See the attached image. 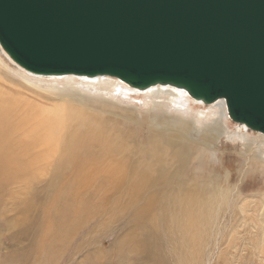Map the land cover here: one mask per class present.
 Returning <instances> with one entry per match:
<instances>
[{
  "label": "bare ground",
  "instance_id": "bare-ground-1",
  "mask_svg": "<svg viewBox=\"0 0 264 264\" xmlns=\"http://www.w3.org/2000/svg\"><path fill=\"white\" fill-rule=\"evenodd\" d=\"M4 58L19 71L21 78H25L26 74L32 76L34 82L27 89L29 96H22V93L0 83V178H3L0 181L9 184L30 182L39 178L40 166L44 168L50 165V183L59 196L72 198L76 202L85 200L83 205H77L73 219L58 216L59 225L48 238V230L44 227V242H60V234H63L66 241L60 242L59 246L66 251L70 236L76 230L66 227L72 221L78 222L77 228L83 224L85 226L81 220L86 221L92 214L89 205L91 197L100 198L104 213L110 209L104 205L105 199H129L127 210L120 212V221L101 223L102 235H108L111 225L115 229L122 225L124 233H121V237L116 235L118 240L112 245L118 249L112 256L119 262H125L128 257L139 253L146 254L148 246L143 240L145 236H149V243L160 239V232L156 228L159 225L150 218V214H154V198L173 201L171 207L161 206L162 213L177 210L185 214V220L178 214L172 216V228L165 231L170 234L189 229V226H206L222 216H227L229 222H234L233 225L247 226L249 223L238 220L237 216L254 209L257 217L259 213L263 217L254 224L264 228V202L254 206L245 203L239 208L240 195L225 186L228 175L222 178L226 180L219 186L214 185V181L218 184L222 179L198 170L200 161L197 162V157L215 149L222 135L230 140L236 139L244 148V153L249 154L248 161L264 163V135L237 123L234 124L235 129L230 130L228 125L232 121L223 100L204 104L192 99L184 90L172 86L156 85L140 90L104 76L31 74L14 64L0 47L2 65L5 64ZM38 83L44 86L39 87ZM29 97L34 101H30ZM40 98L45 101L57 100L59 103L49 105L42 103ZM135 101H140L142 105ZM95 103L100 107L113 104V108L126 115V125L137 123L138 116H144L148 119L146 131L138 132L124 125L108 123L103 119L106 111L97 112L90 108ZM121 103L128 104L122 107ZM194 129L202 141L201 151L193 150L186 138ZM251 132L255 136L250 135ZM209 160L210 157L205 160L207 166L211 164ZM169 164H177V167L173 166L170 171L167 167ZM184 166H187L186 177L193 175L202 183L183 182L182 179L186 177L175 171ZM136 197L141 198L143 204L136 201ZM244 199L242 201H246ZM128 214L131 218L126 221ZM190 231L194 240V234L199 235V231ZM23 232L28 234L30 231L24 228ZM126 237L131 242L128 247ZM97 239L98 236H95L89 243L96 244ZM37 248L40 254L41 246ZM113 252V249H93L89 251L93 258H87L91 261L96 258L104 260ZM157 252L155 249L150 255Z\"/></svg>",
  "mask_w": 264,
  "mask_h": 264
},
{
  "label": "water",
  "instance_id": "water-1",
  "mask_svg": "<svg viewBox=\"0 0 264 264\" xmlns=\"http://www.w3.org/2000/svg\"><path fill=\"white\" fill-rule=\"evenodd\" d=\"M0 47L31 74L223 100L264 135V0H0Z\"/></svg>",
  "mask_w": 264,
  "mask_h": 264
},
{
  "label": "rangeland",
  "instance_id": "rangeland-1",
  "mask_svg": "<svg viewBox=\"0 0 264 264\" xmlns=\"http://www.w3.org/2000/svg\"><path fill=\"white\" fill-rule=\"evenodd\" d=\"M3 61L5 64L0 63V83H4L14 91L22 93V96L28 95L26 94V92H29L27 89L34 82L32 76L25 74L28 78L25 76V78H21L19 71L11 62L9 63L5 58ZM38 80L45 81L44 79ZM38 84L39 87L44 86L43 83ZM9 92L12 93L10 90ZM42 92L49 93L48 91ZM28 99L34 101L30 97ZM40 101L49 105L59 103L57 100L45 101L43 98H40ZM135 103L142 105L140 101H135ZM121 104L124 107L128 103ZM94 105L90 107L94 111L107 112L103 119L108 123L119 126L124 125L138 132L146 131L145 124L148 119L144 116L139 115L137 123L130 122L126 125V115L117 108H113V104H109L107 107H100V104L97 103ZM201 110L200 108L199 111ZM234 124L236 123H229L228 128L230 130L235 129ZM250 135L255 136L252 132ZM186 138L193 150L201 151L202 141L198 139L196 129L190 131ZM244 152V148L236 139L230 140L222 135L215 149L206 152L205 155L202 153L197 157V162L200 161L198 163L199 172L202 171L203 174L209 176L215 174L220 179L228 175L229 180L225 182V186L240 195V203L237 204L239 208H242L245 203L254 206L259 202H264V163L248 161L249 154ZM209 157V163L211 164L207 166L205 160ZM173 166L177 167V164H169L167 167L171 171ZM39 168V178H35L30 182H13L9 184L0 181V264H264V228L254 224L256 220H263V217L260 216V213L257 217L256 209L248 212V214L245 212L243 215L239 214L237 216L238 220H246L249 223L247 226L233 225L234 222H229L227 216H222L216 222L206 226H189V229L174 231L170 234L165 231L172 228V216L178 214L183 220L186 217L184 213H179L177 210L162 213V205L167 207L173 205V201L163 198L152 200L154 214H150V218L153 223L159 225V227H155L160 232V239H155L149 243L147 242L149 236L143 238L148 246L146 254L139 253L128 257L125 262H119L116 257L112 256L118 250L112 245L118 240L116 235L121 237V233H124L122 225L116 227L117 230L111 225L108 235L101 234L103 232L101 223L112 222V220L120 221V212L126 211L128 207L129 199L127 197L105 199L104 205L110 207L107 213L103 212L104 207L100 198L91 197L92 200L89 199V205L93 210L92 214L86 221L85 219L81 220V223L85 222V226L83 224L77 228L78 222L68 223L66 229L76 230L70 236L67 250L64 251L63 247L59 245L62 244V241H66V237L60 234L59 241L61 244L60 242L46 243L42 239L43 229L46 227L48 230L47 238L51 236L50 234L59 225L58 216L73 219V213L77 205L79 203L83 205L85 200L76 202L72 198L60 197L53 184L50 183L48 173L51 172L49 169L51 166L47 165L44 168L40 166ZM175 172L186 177L187 166L177 168ZM225 180L222 179L218 184L214 181V185L221 186ZM182 181L202 183L200 179H195L193 175L182 179ZM55 197L58 199L53 200ZM242 199L246 201H242ZM140 200L141 198L136 197V201L143 204V201ZM129 209L131 210L130 207ZM130 218V214L125 216L126 221H129ZM24 228H28L29 235L27 232H23ZM190 229L199 231V235L194 234V240ZM95 236H98L96 244L89 243V240L94 239ZM126 243L127 247L131 245L127 237ZM180 243L182 244L180 245ZM39 245L42 249L40 254V250L37 248ZM98 248H103L104 251L113 249L114 252L104 260L102 258L89 260L87 256L93 258L91 254L89 255V251L93 249L97 251ZM155 249L158 252L150 255ZM98 257H101V255L98 254Z\"/></svg>",
  "mask_w": 264,
  "mask_h": 264
}]
</instances>
